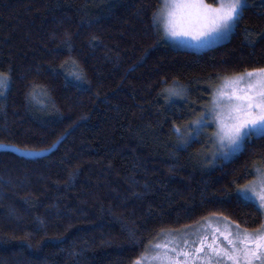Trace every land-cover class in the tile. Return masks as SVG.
I'll return each mask as SVG.
<instances>
[{
    "label": "trees",
    "instance_id": "16d2710c",
    "mask_svg": "<svg viewBox=\"0 0 264 264\" xmlns=\"http://www.w3.org/2000/svg\"><path fill=\"white\" fill-rule=\"evenodd\" d=\"M161 4L0 0V143L51 147L0 148V264H144L206 216L260 215L238 189L264 167V134L203 159L182 137L195 107L168 89L262 69L264 0L201 51L166 41Z\"/></svg>",
    "mask_w": 264,
    "mask_h": 264
},
{
    "label": "rangeland",
    "instance_id": "374dc122",
    "mask_svg": "<svg viewBox=\"0 0 264 264\" xmlns=\"http://www.w3.org/2000/svg\"><path fill=\"white\" fill-rule=\"evenodd\" d=\"M246 5V0H217L214 4L206 0H162L155 19L166 41L180 49L201 51L229 39ZM194 85L184 89L174 85L168 92L172 99H188L195 107L182 137L185 143L200 140L198 152L203 159L228 160L241 151L247 137L264 134V67L209 78ZM9 146L27 156H39L51 150V147L24 148L0 143V148ZM255 172L238 193L264 208V167H257ZM239 223L225 216H206L198 226L162 239L156 251L142 262L250 264L246 257L239 258L224 240L236 241L243 237L246 231ZM219 237L223 241L221 246Z\"/></svg>",
    "mask_w": 264,
    "mask_h": 264
},
{
    "label": "flooded vegetation",
    "instance_id": "af4514ba",
    "mask_svg": "<svg viewBox=\"0 0 264 264\" xmlns=\"http://www.w3.org/2000/svg\"><path fill=\"white\" fill-rule=\"evenodd\" d=\"M261 212L256 221L249 220L247 223H239V227L246 231L243 237L236 241L223 238L226 244L233 249L239 258H247L250 264H264V208L260 206ZM218 245L221 246L223 241L217 238ZM207 247V246H206ZM204 248L199 253L203 252Z\"/></svg>",
    "mask_w": 264,
    "mask_h": 264
}]
</instances>
